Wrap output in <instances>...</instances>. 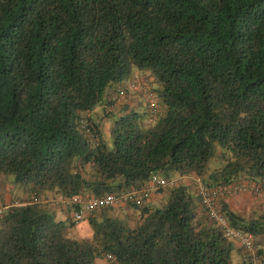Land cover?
<instances>
[{
  "label": "trees",
  "instance_id": "1",
  "mask_svg": "<svg viewBox=\"0 0 264 264\" xmlns=\"http://www.w3.org/2000/svg\"><path fill=\"white\" fill-rule=\"evenodd\" d=\"M137 76L156 84L155 111L138 86L115 99ZM131 92L142 110L118 105ZM101 101L111 146L86 117ZM169 170L264 192V0H0V177L25 187L9 204L0 187V264H264V212L221 198L255 236L248 251L186 179L159 189L162 206L150 195L98 207L84 217L89 238L70 236L75 220H56L46 199L136 189ZM126 205L133 226L112 215Z\"/></svg>",
  "mask_w": 264,
  "mask_h": 264
},
{
  "label": "built area",
  "instance_id": "2",
  "mask_svg": "<svg viewBox=\"0 0 264 264\" xmlns=\"http://www.w3.org/2000/svg\"><path fill=\"white\" fill-rule=\"evenodd\" d=\"M135 86L143 90L146 99L149 101V107L155 111L158 107V96L152 86L139 76L134 79V82H129L128 86L117 85L115 99L117 101L122 99L126 87L132 89ZM195 181L197 193L201 197L203 209L209 214L208 217L222 229L223 233L229 239L248 249V251L255 250V236L248 230L231 225L225 214L221 211L219 203L222 197L229 196L236 192H249L253 195L263 196L264 192L260 186L250 183V181L247 180H234L229 183L207 187L200 178H196ZM167 183V178L158 173H154L149 178L148 183L143 187H137L136 189H129L119 193L109 192L101 195L78 193L71 196H58L53 198V202L62 208L70 209L72 218L75 221H79L101 206L117 207L127 202L143 201L147 199L153 191L155 192L157 189L165 187ZM33 199L35 202L39 201L37 197H33ZM2 209L3 208L0 207V213ZM106 257L109 258L110 255L107 254Z\"/></svg>",
  "mask_w": 264,
  "mask_h": 264
},
{
  "label": "rangeland",
  "instance_id": "3",
  "mask_svg": "<svg viewBox=\"0 0 264 264\" xmlns=\"http://www.w3.org/2000/svg\"><path fill=\"white\" fill-rule=\"evenodd\" d=\"M112 85H113V83L112 84H109L106 87V89L104 91V97H105V95L107 96V93H109L110 87ZM152 85H153L154 91H155L156 84L153 82ZM128 95H130V98L133 100V102H136V103L140 102V99L143 98L141 96V94H139L138 92H134V95H132V96H131V94L127 93V96ZM127 96L124 98L123 102H121L118 105H120V106L123 105V103H125L126 99H129ZM103 102L104 101H101V102H99L96 105V107H95L96 108L95 109L96 112L94 113V116H95V118H100V119H104V120L107 119L108 121H110L107 117L104 116L105 114L103 112V110H104V108H103V104L104 103ZM138 104H140V103H138ZM118 105H115V106H118ZM133 105H135V104H132V106ZM144 105H146V103ZM144 105H138L137 106V109L142 110L143 107H144ZM112 108H114V106ZM84 112L85 111H83V113ZM97 113H99V114L97 115ZM164 113H165V107L162 106V108H161V115L164 114ZM154 120L155 119H153L152 121H154ZM108 137H109L108 138L109 140H106V141L111 146V138H110V135ZM221 163H223L221 160L216 159V158H212L210 160V162H209V167L210 168L218 167V166L221 165ZM167 175H168L169 182H172V183H176V182L178 183L179 181L183 182V179L182 178L181 179L179 178L180 175L178 174L177 171L169 170L167 172ZM163 177H165V176H163ZM165 178H167V177H165ZM186 182L188 184L192 185V188L193 189H196V181H195V178L194 177H192V178L187 177L186 178ZM0 187H2L4 189V191L6 190V187H7V192H10L11 193L13 199H16L17 196H22L24 194V189H25V187L21 183L14 181L13 174H7V175H4V176L0 177ZM166 187H167V185L165 187H163L162 189L165 190ZM159 189H157L155 191V195L160 193L161 190L159 191ZM239 193H249V192H236V193L230 194L229 196L238 195ZM249 195H251L250 197H248L249 200L248 199H245L246 204H248V203L253 204V209L251 210L252 212L251 211H249V212L250 213H254L255 211H263L264 212V197H259L257 195H253L251 193H249ZM162 196H163V198L161 200L158 199V200H156L154 202V205L155 206H162L166 202V200L168 199L167 193H163ZM220 203H221V199H220ZM220 203H219V205H220ZM242 204H244V201H243ZM0 207H2V206L0 205ZM137 212H139V211H136L135 209H132V208H130V207H128L126 205L124 207V209H121V207L115 209V211L113 212L112 215L115 216V217H117V218L126 220V222H128V224L130 226H133L136 223V215H137ZM249 212H246V214L250 215ZM73 233L74 232H72V230L71 231L68 230V234L70 236L81 237V236H77V234L73 235ZM100 258L103 259V257H100ZM103 262L105 264H107V261L105 259H103Z\"/></svg>",
  "mask_w": 264,
  "mask_h": 264
},
{
  "label": "crops",
  "instance_id": "4",
  "mask_svg": "<svg viewBox=\"0 0 264 264\" xmlns=\"http://www.w3.org/2000/svg\"><path fill=\"white\" fill-rule=\"evenodd\" d=\"M113 86H115V84H113L110 87V91L108 93L109 97L111 96V93L114 89ZM129 94H131V96L134 95L133 92H131ZM127 97L129 99H126V103L129 104L131 108H134L135 106H138V105H144L143 99H140V102H138L140 104H138L136 102H133V100L130 98V95H128ZM132 104H135V105L132 106ZM94 113H95V110L87 111L86 117L88 118V120L90 122H92V120H94L95 122H99L100 126H102L104 138L109 140L108 136L110 133V127H111V121L112 120L109 118L108 119L110 121H108L107 119L104 120V119H100V118H95ZM179 178H181V177H179ZM186 178L187 177H183L182 179H186ZM240 179H244V178H240ZM250 196L251 195H249V193H239L238 195H234V196H226L224 199L232 209L239 211L243 214H246V212H249L253 209V204H250V203L246 204V201H245V199H248V197H250ZM53 198H54L53 196H48L46 199L49 200V202H50L49 207L53 210L55 219L65 221V220H68L69 217L72 218V214L70 212L71 210L66 209V208H62V207L56 205L53 202ZM162 198H163V196L155 195V192L153 191L151 193L150 198L148 199V202L154 204V202L156 200H158V199L161 200ZM2 200L4 201L5 204H9L10 202H13V201L18 202L20 199H19V196H17L16 200H14L12 198L11 193L7 192V187H6V190L2 191ZM243 201H244V204H242ZM249 214L251 215L252 213L249 212ZM246 215H248V214H246ZM68 230L69 231L72 230V232H74L73 235L77 234V236L86 237V238H89L92 236V228L90 227V225L87 221V218H84L83 220L75 221V224L68 227ZM95 262H96V264H105L103 262V259H101L100 257L96 258Z\"/></svg>",
  "mask_w": 264,
  "mask_h": 264
}]
</instances>
